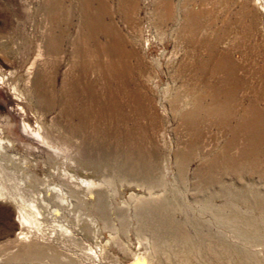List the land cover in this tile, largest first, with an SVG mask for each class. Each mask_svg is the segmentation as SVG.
<instances>
[{"label":"rangeland","instance_id":"374dc122","mask_svg":"<svg viewBox=\"0 0 264 264\" xmlns=\"http://www.w3.org/2000/svg\"><path fill=\"white\" fill-rule=\"evenodd\" d=\"M257 112L264 0H0V264H264Z\"/></svg>","mask_w":264,"mask_h":264},{"label":"bare ground","instance_id":"6f19581e","mask_svg":"<svg viewBox=\"0 0 264 264\" xmlns=\"http://www.w3.org/2000/svg\"><path fill=\"white\" fill-rule=\"evenodd\" d=\"M164 1V0H163ZM199 13H202V12H199ZM198 23V22H197ZM94 24V23H93ZM98 31V30H97ZM133 42V41H132ZM131 42V43H132ZM113 48V47H112ZM81 57H82V60H81V64H82V66H84V65H87V64H89L90 63V58H89V51H81ZM95 60V59H94ZM140 63V62H139ZM94 70V69H93ZM92 70V71H93ZM131 70V69H130ZM218 70V69H217ZM117 71V70H116ZM210 77V76H209ZM180 90V89H179ZM176 98H179V100H181V101H183V102H189L190 104H191V101H194L195 99H194V97H193V95H192V93H191V91L189 92V90H187V88L185 89H182L181 88V90L177 93V95L175 96V99ZM218 98V97H217ZM178 100V101H179ZM180 101V102H181ZM179 102V103H180ZM179 105V104H178ZM113 106H115V104L113 105ZM225 106V105H224ZM178 106H175V109H177L178 110V108H177ZM117 108V107H116ZM223 110V109H222ZM218 111V110H217ZM257 111V110H256ZM259 111V110H258ZM256 114V117H257V119H258V121H260V124H262V126H263V124H264V118H262V116H260V114L257 112V113H255ZM244 115V114H243ZM264 116V115H263ZM248 117V116H247ZM183 119V118H182ZM246 121L244 122V123H248L249 121H247V118L245 119ZM256 121V120H255ZM257 122V121H256ZM254 124V123H253ZM245 126V125H244ZM250 126V125H249ZM243 129V128H242ZM260 130H258L256 133H258ZM240 132V131H239ZM245 132V131H244ZM245 134V133H244ZM256 138H258V139H260V137H256ZM246 151V150H245ZM242 155V154H241ZM177 157V156H176ZM177 159H179V157L177 158ZM180 160V159H179ZM182 161V160H181ZM154 179V178H153ZM91 183H93L92 181H88V182H86V184H91ZM13 197H15L14 195H12ZM18 197V196H17ZM17 200V199H16ZM258 204V207L259 208H261V209H263V211H264V203H257ZM23 218L25 219V221H31V219H30V216L29 215H26V214H24L23 215Z\"/></svg>","mask_w":264,"mask_h":264}]
</instances>
